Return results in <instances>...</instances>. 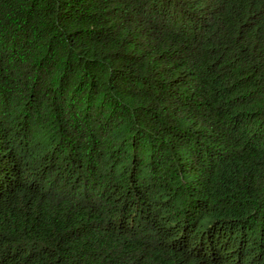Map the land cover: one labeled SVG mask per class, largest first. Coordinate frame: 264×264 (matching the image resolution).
Segmentation results:
<instances>
[{
  "label": "trees",
  "instance_id": "16d2710c",
  "mask_svg": "<svg viewBox=\"0 0 264 264\" xmlns=\"http://www.w3.org/2000/svg\"><path fill=\"white\" fill-rule=\"evenodd\" d=\"M0 264H264V0H0Z\"/></svg>",
  "mask_w": 264,
  "mask_h": 264
}]
</instances>
